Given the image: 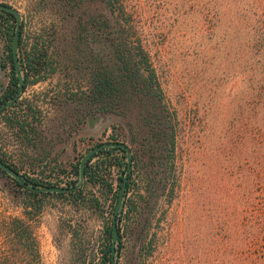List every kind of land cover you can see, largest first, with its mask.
<instances>
[{
  "label": "rangeland",
  "instance_id": "obj_1",
  "mask_svg": "<svg viewBox=\"0 0 264 264\" xmlns=\"http://www.w3.org/2000/svg\"><path fill=\"white\" fill-rule=\"evenodd\" d=\"M0 3L18 12L28 47L43 41L51 64L0 111V160L22 179L65 187L85 152L122 142L131 210L116 219L114 264H264V0H122V18L149 52L174 114L169 169L148 147L141 103L125 116L102 115L80 98L99 51L82 27L105 13L99 0ZM2 47L0 40V104L9 78ZM12 114L28 122L23 131L9 126ZM1 170L0 214L22 218L26 191ZM33 203L41 206L32 217L40 264H98L110 196L102 211L53 194Z\"/></svg>",
  "mask_w": 264,
  "mask_h": 264
},
{
  "label": "trees",
  "instance_id": "obj_2",
  "mask_svg": "<svg viewBox=\"0 0 264 264\" xmlns=\"http://www.w3.org/2000/svg\"><path fill=\"white\" fill-rule=\"evenodd\" d=\"M71 6L80 0H63ZM105 13H99L85 21L82 27L86 35H93L98 41L99 51L89 60L86 88L81 90L80 98L98 114L125 116L129 104L141 103L144 107L143 123L146 125L149 148L156 153L157 165L164 169L173 167L175 125L174 114L170 112L152 64L149 52L136 34L135 28L122 18V0H99ZM107 13V14H106ZM88 26V27H87ZM15 28L12 13L0 9V40L2 41V67L8 70L7 88L3 97L9 99L17 88V78L11 53V40ZM92 31H88L89 29ZM43 41L35 40L30 46L21 38V26L18 38V66L23 74V86L35 83L41 78L39 73L51 65L47 60V48ZM10 127L23 131L28 122L12 114L6 118ZM113 135V127H111ZM2 161V160H1ZM3 162V161H2ZM8 165V164H7ZM166 165V166H165ZM168 165V166H167ZM16 171V168L8 165ZM167 167V168H166ZM169 169V168H168ZM4 172L3 170H1ZM126 171V155L120 147H107L90 155L84 162L83 182L70 191L42 192L23 186L27 199L22 203L24 217H10L0 214V264H17L24 260L25 254L31 255L33 264H40L38 243L34 234L32 217L41 212V206L34 204L36 196H65L69 201L82 206L91 205L102 211V202L112 199L111 213L117 199L118 190ZM76 179L65 187L78 182L79 169L74 166ZM112 173H115L114 181ZM132 169L124 181V190L116 219L127 215L131 210L128 192L131 190ZM29 186H57L49 180L23 178ZM19 185L18 182L14 181ZM19 185V186H20ZM63 187V186H60ZM112 215V214H111ZM111 226L104 231L107 244L101 250L98 264H111L110 259ZM25 264V261L23 262Z\"/></svg>",
  "mask_w": 264,
  "mask_h": 264
},
{
  "label": "water",
  "instance_id": "obj_3",
  "mask_svg": "<svg viewBox=\"0 0 264 264\" xmlns=\"http://www.w3.org/2000/svg\"><path fill=\"white\" fill-rule=\"evenodd\" d=\"M0 9L12 13L15 17V28H14V32H13L12 40H11V53H12V59H13V64H14V73H15V76L17 78V88H16L15 92L13 93V95L7 101L0 104V111H1L2 109L6 108L10 104H12L18 98V96L22 90L23 79H22V74L20 72V69L18 67V59H17V40H18V33H19V14L14 8H12L11 6H8L6 4H3V3H0ZM107 147H120L123 149V151L125 152V155H126V171L124 174L123 182H122V184L118 190L117 199H116V202L114 205V209H113V213H112V219H111L112 221H111V239H110V259H111V264H114L113 252H114L115 240L117 237L116 215H117V212L119 211V208L121 205V200H122V195H123V190H124V181L126 179L128 171L130 169L129 149L124 143L118 142V141L102 142V143L92 147L87 152H85L82 155V157L79 161V164H78V169H79L78 182L75 185H72L70 187H60V186H49V187H43V188L32 187V186H29L26 182H24V180L20 177V175L16 171L11 169L7 164L2 162L1 160H0V169H2L4 172L9 174L11 177H13L19 184H22L23 186L29 188L30 190H40L42 192H46V191H49V192L70 191V190H74V189L78 188L83 181V167H84L85 160L90 155L95 153L96 151L103 149V148H107Z\"/></svg>",
  "mask_w": 264,
  "mask_h": 264
},
{
  "label": "flooded vegetation",
  "instance_id": "obj_4",
  "mask_svg": "<svg viewBox=\"0 0 264 264\" xmlns=\"http://www.w3.org/2000/svg\"><path fill=\"white\" fill-rule=\"evenodd\" d=\"M3 103V102H2Z\"/></svg>",
  "mask_w": 264,
  "mask_h": 264
}]
</instances>
